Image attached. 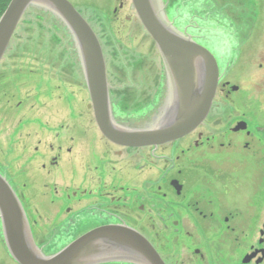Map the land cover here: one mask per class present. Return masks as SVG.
<instances>
[{"label":"flooded vegetation","instance_id":"af4514ba","mask_svg":"<svg viewBox=\"0 0 264 264\" xmlns=\"http://www.w3.org/2000/svg\"><path fill=\"white\" fill-rule=\"evenodd\" d=\"M68 1L100 44L97 29L122 15L126 23H138L149 35L131 0ZM152 4L162 23L206 48L216 60L217 85L203 120L186 134L162 143L113 142L98 127L76 54L70 68L61 71L63 85H52L50 75L37 79L28 110L24 107L30 99L21 95V83L10 82L17 97L19 93L22 97L14 106L3 104L13 113V126L5 147L0 146V174L20 200L37 246L40 235L58 244L47 254L92 229L117 226L144 236L165 264L170 257L175 264H264V107H260L264 105V56H259L262 61L257 65L258 90L246 88L238 81L248 65H243V50L238 46V0H152ZM178 12L188 15L184 25ZM201 19L218 28L207 35L197 26L196 20ZM219 21L225 24L218 26ZM221 36L229 43L223 44ZM152 41L151 47L156 46ZM102 52L104 56L103 48ZM158 55L161 73L148 89L149 74L133 71L130 62L121 71V61L108 63L104 58L111 121L116 126L147 129L165 113L171 84ZM5 75L0 69L4 94ZM66 80L78 92L68 91ZM41 88L46 99L53 97L62 107L41 109ZM56 90L59 94L52 95ZM255 115L261 116V123ZM238 190L242 192L239 209ZM252 212L257 213L251 216ZM3 253L11 256L0 220V264Z\"/></svg>","mask_w":264,"mask_h":264},{"label":"water","instance_id":"95a60500","mask_svg":"<svg viewBox=\"0 0 264 264\" xmlns=\"http://www.w3.org/2000/svg\"><path fill=\"white\" fill-rule=\"evenodd\" d=\"M144 28L154 40L171 84L170 102L152 127L132 130L111 121L105 62L94 31L68 0H10L0 16V60L26 9L42 7L67 27L81 62L95 118L102 134L121 145L156 144L176 139L206 116L218 80L214 56L193 40L173 32L154 11L152 0H131ZM0 220L12 258L19 264H97L123 260L135 264H165L152 244L126 227H98L52 254L35 244L22 205L0 174Z\"/></svg>","mask_w":264,"mask_h":264},{"label":"rangeland","instance_id":"374dc122","mask_svg":"<svg viewBox=\"0 0 264 264\" xmlns=\"http://www.w3.org/2000/svg\"><path fill=\"white\" fill-rule=\"evenodd\" d=\"M130 16L133 18L132 13ZM52 18L55 17L47 14L43 9L35 7L28 8L14 32L13 39H11L12 41L10 42L6 54L3 56L2 60L5 63L2 62L0 64V69L5 70V81H7L5 90L7 93L4 94L0 92L1 147H5V142L13 126V113L9 108L4 107L3 104L9 102L14 106L16 100L22 97L21 95H28L30 102L24 107L25 110H28L33 103L32 98L33 94H35L33 85L37 79L43 74H45V76L47 75L46 77L50 75L52 77L50 79L52 85H63V83L60 82V76L62 75L61 71L65 70L64 67L70 68V61L77 60L74 43L72 44L70 42V39L72 40L71 35L69 37L68 34H65L63 26L59 25V23ZM178 18L181 20L180 24L184 25L188 20V15L184 12L179 13ZM125 20L126 19L122 15L119 20L104 21V28L101 30L100 28H96L99 32L104 58L108 63L113 61L118 63L121 61L124 67L122 66L121 69L119 65L117 66L118 70L121 69V71H123L126 67L125 65H129L130 62L134 64H130L133 71H138V73H141L143 76L149 74L148 77H145L148 89L149 83L152 80L155 78L159 79L161 73L160 57L156 50V46L151 47L153 44L151 37L147 35L143 29L141 30L140 25L132 22L126 23ZM212 20L214 19H211V21ZM196 23H198L197 26L200 30H205L207 35H209L213 29L218 28L207 19L196 20ZM220 24L225 23L219 21L218 26H220ZM138 28H140V30ZM251 36L253 37L252 40H250ZM222 38L223 44L229 43L225 37ZM210 44L212 47L214 46L212 42ZM248 44L249 47L245 48L244 46ZM238 46H240L241 51L243 50V53L241 52V55H244L243 65L248 64L244 78L242 80L238 79V81H241L242 85H245L246 88L250 87L254 91L256 84L259 82V77L261 76L257 68L258 63L262 61L259 56H264V0H258V2L257 0H238ZM216 52L218 53V51ZM139 60L144 61L139 63ZM145 63L146 67H144ZM125 74L126 73H118L117 75ZM12 81L21 83V95L19 93V97H17L15 91L11 89L10 82ZM3 83L4 79L0 85L1 90L4 88L2 86ZM64 85L67 87L68 91L71 92V89H73L72 93L78 92V88L71 85L68 81L67 84ZM257 90L256 88V91ZM44 91H42L41 88L40 92L44 95L39 96L40 101L42 100L44 102L43 105L39 106L41 109H54L61 106L59 103L55 104L56 99L53 100V97H51L50 100L46 99L47 96ZM58 91L59 90L53 91L52 95H54L55 92L57 96L59 94ZM260 107H264V105H260ZM251 118L253 119V116H251ZM254 118H258L257 122H262L260 115H255ZM7 159L10 158L7 157ZM241 201L242 192L238 190V209L240 208ZM257 212H252L251 216H254ZM38 241L40 244L38 246L43 250L44 254L55 250L58 245L51 241H45L41 235ZM187 250L189 251V249H183L182 251L186 252ZM236 255V253H233V262L236 261L234 260L235 257H237ZM167 261L169 264L176 263L174 257L167 258ZM2 264L18 263L11 256L3 253Z\"/></svg>","mask_w":264,"mask_h":264},{"label":"trees","instance_id":"16d2710c","mask_svg":"<svg viewBox=\"0 0 264 264\" xmlns=\"http://www.w3.org/2000/svg\"><path fill=\"white\" fill-rule=\"evenodd\" d=\"M10 0H0V16L2 14V12L4 11V9L6 8L7 4L9 3ZM54 21H56L57 23H59V25L63 26V30L65 31V34H68L70 37V34L68 33L67 29L65 28V26L62 24V22L58 19V18H52ZM67 35V36H68ZM70 42L73 44L72 40L70 39ZM76 54V51H75Z\"/></svg>","mask_w":264,"mask_h":264}]
</instances>
